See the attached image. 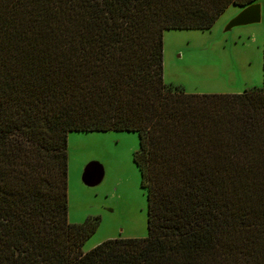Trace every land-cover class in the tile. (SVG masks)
Returning <instances> with one entry per match:
<instances>
[{
  "label": "trees",
  "instance_id": "16d2710c",
  "mask_svg": "<svg viewBox=\"0 0 264 264\" xmlns=\"http://www.w3.org/2000/svg\"><path fill=\"white\" fill-rule=\"evenodd\" d=\"M259 0H0V264H264L263 82L194 95L163 82V33ZM138 136L147 237L81 248L67 137Z\"/></svg>",
  "mask_w": 264,
  "mask_h": 264
},
{
  "label": "rangeland",
  "instance_id": "374dc122",
  "mask_svg": "<svg viewBox=\"0 0 264 264\" xmlns=\"http://www.w3.org/2000/svg\"><path fill=\"white\" fill-rule=\"evenodd\" d=\"M258 24L224 31L239 13L229 6L208 31L163 33V82L194 95H236L263 82L264 0ZM242 9V8H241ZM139 140L135 133H71L67 137L68 221L81 224L100 219L81 251L114 239L147 237L146 192L133 163ZM102 168V181L84 185L85 168Z\"/></svg>",
  "mask_w": 264,
  "mask_h": 264
},
{
  "label": "water",
  "instance_id": "95a60500",
  "mask_svg": "<svg viewBox=\"0 0 264 264\" xmlns=\"http://www.w3.org/2000/svg\"><path fill=\"white\" fill-rule=\"evenodd\" d=\"M261 19L260 5L258 3L242 8L241 11L233 17L226 25L224 31H230L235 27L258 24ZM102 168L95 164H90L85 168L83 174L84 185L91 187L102 181Z\"/></svg>",
  "mask_w": 264,
  "mask_h": 264
},
{
  "label": "crops",
  "instance_id": "0c3cea01",
  "mask_svg": "<svg viewBox=\"0 0 264 264\" xmlns=\"http://www.w3.org/2000/svg\"><path fill=\"white\" fill-rule=\"evenodd\" d=\"M237 8H238V7H237ZM238 9L241 11V8H238ZM240 11H239V12H240ZM70 134H71V133H70Z\"/></svg>",
  "mask_w": 264,
  "mask_h": 264
}]
</instances>
